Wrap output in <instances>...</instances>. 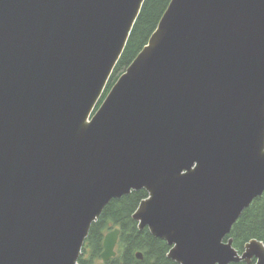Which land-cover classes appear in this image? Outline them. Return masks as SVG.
<instances>
[{
	"label": "water",
	"instance_id": "water-1",
	"mask_svg": "<svg viewBox=\"0 0 264 264\" xmlns=\"http://www.w3.org/2000/svg\"><path fill=\"white\" fill-rule=\"evenodd\" d=\"M145 1L0 0V264H78L139 191L174 263L264 264L227 239L264 193V0H170L101 101Z\"/></svg>",
	"mask_w": 264,
	"mask_h": 264
},
{
	"label": "trees",
	"instance_id": "trees-1",
	"mask_svg": "<svg viewBox=\"0 0 264 264\" xmlns=\"http://www.w3.org/2000/svg\"><path fill=\"white\" fill-rule=\"evenodd\" d=\"M169 2L170 0L145 1L101 101L118 79L117 74L124 73L147 44ZM146 197L145 191H139L112 201L104 209L99 220L92 225L78 264H176L167 258L169 251L167 244L163 240L151 236L147 229L139 231L137 224L132 220V215L139 203ZM116 228L120 229L116 257L108 262H103L100 259L103 238L106 233ZM227 239H232L233 247L239 252H242L244 245L251 240H257L264 244V193L242 213L233 225ZM138 252L143 256L140 261L135 257Z\"/></svg>",
	"mask_w": 264,
	"mask_h": 264
},
{
	"label": "rangeland",
	"instance_id": "rangeland-1",
	"mask_svg": "<svg viewBox=\"0 0 264 264\" xmlns=\"http://www.w3.org/2000/svg\"><path fill=\"white\" fill-rule=\"evenodd\" d=\"M117 76L119 77V76H120V74H117Z\"/></svg>",
	"mask_w": 264,
	"mask_h": 264
}]
</instances>
